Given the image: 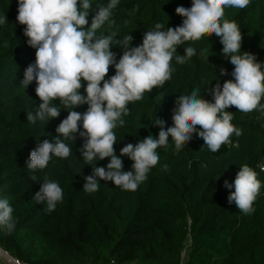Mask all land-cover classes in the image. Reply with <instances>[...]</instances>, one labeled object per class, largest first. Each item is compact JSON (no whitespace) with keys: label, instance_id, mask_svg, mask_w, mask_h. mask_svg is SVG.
<instances>
[{"label":"trees","instance_id":"1","mask_svg":"<svg viewBox=\"0 0 264 264\" xmlns=\"http://www.w3.org/2000/svg\"><path fill=\"white\" fill-rule=\"evenodd\" d=\"M177 6L190 7L191 0H119L112 15L115 23L100 31L114 32L117 40L128 34L130 46L135 47L156 22L178 26L182 17L174 11ZM13 11H17V0H0V14L7 21L0 26V195L8 198L16 221L11 233L0 232V250L22 264H264V114L229 106L231 123L241 135L233 134L216 152H210L195 133L177 152L169 137L168 147L156 150L157 165L135 191L99 180L96 192H85L83 177L91 175L96 162L92 166L83 162L79 136L65 141L72 153L68 158L53 157L44 169L32 173L26 167L30 151L40 140L55 136V128L68 113L62 109L48 122L26 120L25 113L39 103L35 80L27 87L21 84L24 71L35 60V48L27 53L26 47H32L26 44ZM225 17L241 28L242 51L264 61V0H251L244 9H226ZM187 46L196 47L197 55L184 64H173L170 80L127 105L129 114L122 117L125 125L114 129L116 155L149 132L155 136L159 131L152 125L155 118L165 122V130L172 126L171 109L179 94L199 87L210 101L208 90L217 83L221 68L227 72L220 76L221 85L231 79L234 65L221 55L219 37L205 34L199 41L179 45L177 53L183 55ZM201 48L208 49V59L199 54ZM111 50L118 59L122 47ZM113 74L109 66L105 79ZM84 88L82 81L81 94ZM120 158L123 170H131L132 161ZM107 162L104 158L96 166ZM242 164L252 167L261 182L251 214L229 204L234 188L224 187L225 180L232 183ZM33 174L39 180L32 181ZM45 177L57 181L63 192L51 212L46 203L31 199Z\"/></svg>","mask_w":264,"mask_h":264},{"label":"clouds","instance_id":"2","mask_svg":"<svg viewBox=\"0 0 264 264\" xmlns=\"http://www.w3.org/2000/svg\"><path fill=\"white\" fill-rule=\"evenodd\" d=\"M17 0L16 20L21 24L22 34L27 37L29 52L35 48V60L29 63L23 73L21 84L27 87L35 80V94L39 98L36 108L25 113L29 124L50 121L59 112L67 110L64 118L55 128V136L40 140L30 151L26 167L32 173L44 169L53 158L66 159L72 153L65 141H75L77 136L82 144L78 149L83 162L92 166L91 175L84 176L83 190L94 193L99 180L111 181L124 191H135L147 179V174L157 165V148H167L169 137L175 151L179 152L192 139V134L203 139V145L210 152H216L222 144H228L234 134L241 135L236 127L232 111L249 113L255 110L264 114V61L242 51L243 35L234 19L225 17L226 9H244L251 0H191L190 7L177 6L175 13L182 17L175 27H165L156 22L144 31L142 42L130 46V35L117 40L114 32L100 31L105 25L115 23L113 10L119 0ZM94 8V13H90ZM7 23L5 14H0V26ZM219 37L223 45L221 55L234 65L231 79L220 83V76L226 75L220 69L217 83L208 91L209 101L201 95L199 87H193L175 97L171 109L172 126L165 130V122L156 119L152 125L159 128L133 145L128 143L116 155L114 129L123 127L129 114V103L140 101L144 93L154 87H162L175 71L173 64H184L197 55L193 46L183 48V55L177 47L185 42L199 41L202 36ZM120 45L118 54L111 49ZM208 49L201 48L199 54L208 59ZM109 66L114 74L108 76ZM85 82L84 92L79 89ZM58 100L59 103H55ZM87 105L83 112L75 111L78 106ZM199 125V128L196 126ZM121 156L132 161L131 170L124 171ZM108 159L104 166L97 162ZM167 169V165H161ZM264 170V167L261 168ZM32 181L39 180L33 174ZM41 181V180H40ZM225 188H234L228 198L240 212L251 214L255 211L253 202L260 192L261 182L257 173L247 164H242L232 183L224 181ZM63 198L58 182L45 177L39 190L32 196L36 203H46L49 212ZM13 209L7 197L0 195V232L11 233L15 228ZM4 253V252H3ZM6 258L11 259L4 253Z\"/></svg>","mask_w":264,"mask_h":264},{"label":"rangeland","instance_id":"3","mask_svg":"<svg viewBox=\"0 0 264 264\" xmlns=\"http://www.w3.org/2000/svg\"><path fill=\"white\" fill-rule=\"evenodd\" d=\"M0 264H13L12 261L4 255V253L0 250Z\"/></svg>","mask_w":264,"mask_h":264},{"label":"built area","instance_id":"4","mask_svg":"<svg viewBox=\"0 0 264 264\" xmlns=\"http://www.w3.org/2000/svg\"><path fill=\"white\" fill-rule=\"evenodd\" d=\"M12 261L13 264H22L21 262H19L18 260L15 259H10ZM112 264V263H110Z\"/></svg>","mask_w":264,"mask_h":264}]
</instances>
